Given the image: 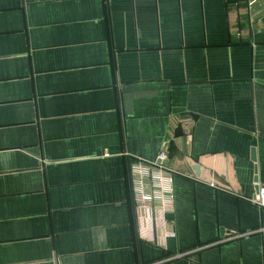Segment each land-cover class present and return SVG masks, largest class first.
Returning a JSON list of instances; mask_svg holds the SVG:
<instances>
[{
  "label": "crops",
  "instance_id": "1",
  "mask_svg": "<svg viewBox=\"0 0 264 264\" xmlns=\"http://www.w3.org/2000/svg\"><path fill=\"white\" fill-rule=\"evenodd\" d=\"M161 151L150 234L129 167ZM254 183L260 1L0 0V264H264Z\"/></svg>",
  "mask_w": 264,
  "mask_h": 264
},
{
  "label": "built area",
  "instance_id": "2",
  "mask_svg": "<svg viewBox=\"0 0 264 264\" xmlns=\"http://www.w3.org/2000/svg\"><path fill=\"white\" fill-rule=\"evenodd\" d=\"M258 1L264 6V0H248V5L253 6ZM164 160V153L161 151L152 163L138 162L129 167L136 222L141 229L147 228L150 234L158 223L164 227V214L168 213L173 205L172 177L175 173L164 165ZM183 174L188 175L186 171ZM253 186L254 192L249 201L264 209V184L254 183ZM164 236L165 233L160 237L161 240ZM153 238L151 237V242L157 240ZM262 251L264 254V241Z\"/></svg>",
  "mask_w": 264,
  "mask_h": 264
},
{
  "label": "water",
  "instance_id": "3",
  "mask_svg": "<svg viewBox=\"0 0 264 264\" xmlns=\"http://www.w3.org/2000/svg\"><path fill=\"white\" fill-rule=\"evenodd\" d=\"M195 171H197V169H194Z\"/></svg>",
  "mask_w": 264,
  "mask_h": 264
}]
</instances>
